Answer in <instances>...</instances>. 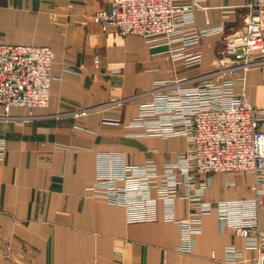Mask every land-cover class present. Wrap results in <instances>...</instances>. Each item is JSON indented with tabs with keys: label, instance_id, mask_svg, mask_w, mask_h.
<instances>
[{
	"label": "crops",
	"instance_id": "1",
	"mask_svg": "<svg viewBox=\"0 0 264 264\" xmlns=\"http://www.w3.org/2000/svg\"><path fill=\"white\" fill-rule=\"evenodd\" d=\"M110 1L0 0V43L48 46L53 52L48 105L31 115L13 106L7 117L0 105L5 141L0 264H228L225 246L242 249L244 236L220 227L214 208L203 216L202 232L185 254L176 251V224H127L122 207L87 195L97 150H123L129 163L151 158L161 164L187 147L183 137L126 136L123 125L149 99L143 93L154 81L206 73L221 49L216 35L186 47L184 52L201 53L200 63L188 66L170 57L171 46L164 41L147 44L140 35L122 36L114 25L103 31L92 15ZM249 1L206 0L207 8L195 13L196 24L241 29L242 5ZM220 57L234 62L232 56ZM246 94L253 106L264 109V65L246 71ZM79 110L85 113L75 115ZM111 117L120 123L103 122ZM209 180L204 195L209 201L253 194V176L243 171L211 173ZM175 212L177 218L187 217V203L178 199Z\"/></svg>",
	"mask_w": 264,
	"mask_h": 264
},
{
	"label": "built area",
	"instance_id": "2",
	"mask_svg": "<svg viewBox=\"0 0 264 264\" xmlns=\"http://www.w3.org/2000/svg\"><path fill=\"white\" fill-rule=\"evenodd\" d=\"M206 0H111L107 9L92 15L103 31L109 25L122 36L136 34L147 44L164 41L173 59L198 65L201 53L184 52L216 35L220 51L214 67L194 78L157 80L143 95L137 113L123 127L129 137H183L187 147L174 160L157 164L151 158L129 163L123 150L94 152L95 174L87 186L89 197H100L123 208L127 224L171 222L179 228L176 251L189 254L194 237L202 232V218L214 208L220 227L244 236V246L224 248L228 264H264V109L253 106L246 94V71L264 65V0H250L243 28L227 32L223 25L200 28L195 13ZM220 55H229L228 63ZM48 46L0 43V105L4 117L11 107L29 115L49 102ZM97 61V59H95ZM84 114L85 110L75 112ZM104 123L119 124L115 117ZM154 151L153 149L149 150ZM5 141L0 138V161ZM243 171L253 176L252 196L209 201L204 198L211 173ZM182 189V192H179ZM182 199L189 215L177 218ZM253 252L247 258L246 252Z\"/></svg>",
	"mask_w": 264,
	"mask_h": 264
}]
</instances>
